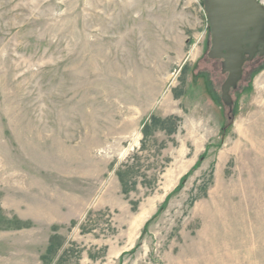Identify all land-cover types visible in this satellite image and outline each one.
Wrapping results in <instances>:
<instances>
[{"label":"rangeland","instance_id":"374dc122","mask_svg":"<svg viewBox=\"0 0 264 264\" xmlns=\"http://www.w3.org/2000/svg\"><path fill=\"white\" fill-rule=\"evenodd\" d=\"M209 47L202 0H0V264H264V59L229 112Z\"/></svg>","mask_w":264,"mask_h":264},{"label":"water","instance_id":"95a60500","mask_svg":"<svg viewBox=\"0 0 264 264\" xmlns=\"http://www.w3.org/2000/svg\"><path fill=\"white\" fill-rule=\"evenodd\" d=\"M203 5L211 34L207 56L221 61L220 72L226 74L221 100L231 112L229 91L241 80L244 63L252 61L259 46L264 53V6L258 0H203Z\"/></svg>","mask_w":264,"mask_h":264},{"label":"flooded vegetation","instance_id":"af4514ba","mask_svg":"<svg viewBox=\"0 0 264 264\" xmlns=\"http://www.w3.org/2000/svg\"><path fill=\"white\" fill-rule=\"evenodd\" d=\"M203 1V0H202ZM204 6V5H203ZM209 26V25H208ZM209 36H210V47H211V34H210V29H209ZM210 47H209V50H210ZM209 50H208V52H209ZM262 51V47L261 46H259L258 47V52L255 54V56H254V58L252 59V61H250L251 63H255V62H258V61H261V60H263L264 59V53H263V55H260V52ZM208 52H207V54H206V56L208 55ZM245 58L247 57V56H244ZM207 58H208V56H207ZM220 61V60H219ZM250 62H245L244 63V65H243V68H242V77H241V79L244 77V70H245V67H246V64H248V63H250ZM220 63H221V61H220ZM220 69H221V67H220ZM224 76H225V78H226V74H224ZM225 80V79H224ZM224 80H223V82H224ZM241 81V80H240ZM239 83V82H238ZM223 84V83H222ZM221 84V85H222ZM238 85V84H237ZM220 89H221V86H220ZM234 89H230V91H229V94H230V96H231V93H232V91H233ZM220 98H221V91H220ZM232 99V98H231ZM221 102H222V100H221ZM233 102V101H232ZM223 104V103H222ZM224 105V104H223Z\"/></svg>","mask_w":264,"mask_h":264}]
</instances>
